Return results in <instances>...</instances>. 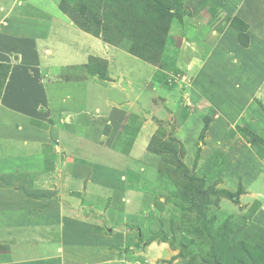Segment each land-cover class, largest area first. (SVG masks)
Here are the masks:
<instances>
[{"label":"rangeland","instance_id":"1","mask_svg":"<svg viewBox=\"0 0 264 264\" xmlns=\"http://www.w3.org/2000/svg\"><path fill=\"white\" fill-rule=\"evenodd\" d=\"M59 1L76 26L98 38L102 54L122 52L132 55L133 66L142 65L133 79L130 74L123 80L118 66L107 75L105 59L92 64L91 73L121 97L123 118L112 119L105 110L80 112L74 122L88 141L63 136V143L56 134L42 144L40 159L29 167L33 174L21 176L24 181L50 186L53 198L74 200L83 216L92 212L102 230L112 229L104 233L118 247L101 250L98 264H264V136L248 131L252 125L264 135V96L249 93L257 81L254 63L242 66L237 59L224 62L220 71H205L209 83L201 93L193 91L194 72L187 67L191 52L222 51L217 37L226 25L239 29L237 41L244 47L249 25L244 30L236 19L230 22L233 17L220 14L212 0ZM260 28L264 24L254 31L259 42L252 55L264 63ZM232 53L245 57L241 50ZM263 67H257L259 90ZM4 71L0 68V77ZM143 72L144 91L122 92L124 82L138 86ZM58 112L47 120L57 133L70 123ZM179 159L187 169L179 167ZM222 188L238 194L216 193ZM150 236L157 242L144 249L140 238Z\"/></svg>","mask_w":264,"mask_h":264},{"label":"crops","instance_id":"2","mask_svg":"<svg viewBox=\"0 0 264 264\" xmlns=\"http://www.w3.org/2000/svg\"><path fill=\"white\" fill-rule=\"evenodd\" d=\"M212 1L220 14L225 12L248 24L245 32L250 37L242 47L237 41L239 29L226 25L217 37L218 45L215 44L221 52L202 56L191 52L187 67L194 72L193 91L201 93L199 88L208 82L205 71L207 74L220 71L224 62L242 59L241 65L254 63L251 74L256 75L257 81L249 93H255L257 98L260 94L264 96V77L260 79L262 89L257 88V67L264 63L252 55L254 44L259 42L254 31L260 23L264 24V0ZM59 3V0H0V64L9 65L0 94V264H98L101 250L110 252L114 246L118 247L117 240L104 233L112 229L105 226L102 230L92 212L83 216L85 211L74 200L53 198L50 186L25 182L21 177L33 174L29 167H35L33 164L40 159L42 144L51 142L56 134L63 143V136L76 142L88 141L90 136H83V130L74 122L80 112L94 111L97 115L105 110L112 119L123 118L125 109L122 103L117 104L121 97L108 92L114 89L106 87L104 81L99 82L89 70L94 62L105 59L109 64L108 76L118 66L123 80L130 74L133 79L142 65L135 62L133 66L132 55L122 52L102 54L98 38L76 26ZM232 50L245 52V57H237ZM140 76L138 86L133 80L124 82L122 92L125 89L131 94L132 87L144 91L147 74L143 72ZM58 111L70 122L59 133L54 124L47 123L50 118L54 120ZM215 117L210 120L211 126L217 123ZM32 120L47 123L46 127L35 125ZM75 169L81 168H72ZM110 213L106 215L109 221ZM83 238L89 241L84 243ZM145 240L140 241L144 249L145 245L149 248L157 242L146 244ZM162 253L170 255L167 250Z\"/></svg>","mask_w":264,"mask_h":264},{"label":"trees","instance_id":"3","mask_svg":"<svg viewBox=\"0 0 264 264\" xmlns=\"http://www.w3.org/2000/svg\"><path fill=\"white\" fill-rule=\"evenodd\" d=\"M234 17H236V16H234ZM230 18L229 20H230V22H231V19L233 20V19H236L238 22H239V24L244 28V30H245V28H247V24L245 23V22H243L240 18H238V17H236V18ZM228 20V21H229ZM235 24V23H234ZM81 28V27H80ZM240 28V27H239ZM92 59H94V58H92ZM99 61V60H98ZM102 61V60H101ZM103 62V61H102ZM95 63V62H94ZM96 63H97V61H96ZM8 67H9V65L8 64H0V68L2 69V68H5V73H4V75L2 76V77H0V94H1V92H2V86H3V83H4V81H5V78H6V74H7V71H8ZM249 134H251V135H253V136H255V135H257V134H260V136H264L263 135V132L261 133L259 130H257V128H255L254 126H252V125H250V128H249ZM151 140V139H150ZM150 143H151V141H149ZM149 143V144H150ZM153 152H155V151H153ZM181 152V151H180ZM178 163H179V167L181 168V169H187V167H186V164H184V162L181 160V159H179L178 160ZM195 164H196V161H194L193 162V167L195 166ZM190 179H197L195 176H190L189 177ZM200 183H202L203 182V180L202 179H197ZM196 180V181H197ZM221 193V194H223L224 196H227V197H234V195H237L238 193L237 192H235V193H232V192H230L228 189H225V188H222V189H219L218 191H216V193ZM143 239H141L140 238V241H142ZM155 240V238H153V237H148L146 240H145V243L146 244H149V243H151L152 241H154ZM139 241V242H140ZM208 259H212V257H208ZM213 260V259H212Z\"/></svg>","mask_w":264,"mask_h":264},{"label":"water","instance_id":"4","mask_svg":"<svg viewBox=\"0 0 264 264\" xmlns=\"http://www.w3.org/2000/svg\"><path fill=\"white\" fill-rule=\"evenodd\" d=\"M170 128L172 129V128H173V126H172V125H170Z\"/></svg>","mask_w":264,"mask_h":264}]
</instances>
